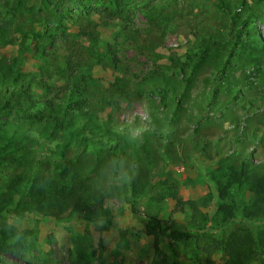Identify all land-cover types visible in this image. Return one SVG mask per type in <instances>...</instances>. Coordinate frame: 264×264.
<instances>
[{"label":"rangeland","instance_id":"obj_1","mask_svg":"<svg viewBox=\"0 0 264 264\" xmlns=\"http://www.w3.org/2000/svg\"><path fill=\"white\" fill-rule=\"evenodd\" d=\"M0 264H264V0H0Z\"/></svg>","mask_w":264,"mask_h":264},{"label":"trees","instance_id":"obj_2","mask_svg":"<svg viewBox=\"0 0 264 264\" xmlns=\"http://www.w3.org/2000/svg\"><path fill=\"white\" fill-rule=\"evenodd\" d=\"M53 121H54V119H52ZM55 125H56V123H55ZM27 136V135H26ZM33 183V182H32ZM33 185H36L35 183H33ZM35 191H37V193H36V195H37V197H41V196H43V194H44V190H42V188L41 187H36V190Z\"/></svg>","mask_w":264,"mask_h":264}]
</instances>
